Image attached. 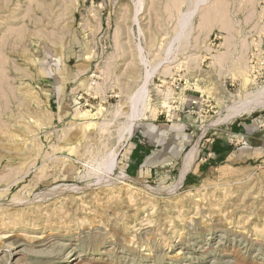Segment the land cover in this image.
<instances>
[{"label": "rangeland", "instance_id": "1", "mask_svg": "<svg viewBox=\"0 0 264 264\" xmlns=\"http://www.w3.org/2000/svg\"><path fill=\"white\" fill-rule=\"evenodd\" d=\"M263 85L264 0H0V264H264Z\"/></svg>", "mask_w": 264, "mask_h": 264}, {"label": "crops", "instance_id": "2", "mask_svg": "<svg viewBox=\"0 0 264 264\" xmlns=\"http://www.w3.org/2000/svg\"><path fill=\"white\" fill-rule=\"evenodd\" d=\"M159 125L160 127H158ZM150 128L151 129H147L145 133H140L139 131V134H135V136L139 137V135L141 134L142 136L145 137V142L149 144L150 146H154V147H166L170 144V139H169L170 138V124L166 125V127H162V124L160 123L151 124ZM166 136H169V137L165 138ZM135 139H138V138H134V141H136ZM131 146L132 147H145L143 143H136V144H132ZM131 146H128V147H131Z\"/></svg>", "mask_w": 264, "mask_h": 264}, {"label": "bare ground", "instance_id": "3", "mask_svg": "<svg viewBox=\"0 0 264 264\" xmlns=\"http://www.w3.org/2000/svg\"><path fill=\"white\" fill-rule=\"evenodd\" d=\"M263 87H264V85H263ZM260 91V90H259ZM136 96H138L137 94L134 96V99L132 100V107H133V109H132V112H131V118H130V123H128L129 125L128 126H130V124H131V122L133 121V119H134V117H136L138 114V112L136 111V108H135V103H136V100H138V98L137 99H135L136 98ZM133 98V97H132ZM253 98V97H252ZM245 102V101H244ZM263 106L264 105V90L263 91H261V93L260 94H256V96H254V98L252 99V100H250V101H247L246 103H244V104H242L240 107H239V110H240V114H241V111L243 112V111H249V110H251V109H253V108H255V107H257V106ZM234 109V108H233ZM232 109V111L234 112V110H236L237 108L235 107V109L233 110ZM238 110V109H237ZM237 110L235 111L237 114H239V110H238V112H237ZM88 110H86L85 112H87ZM231 111V112H232ZM84 112V113H85ZM137 112V113H136ZM232 112V113H233ZM234 112V113H235ZM234 115V114H233ZM129 128V127H128ZM125 129H126V127H125ZM109 159V158H108ZM108 159L106 158V160L108 161ZM111 159V158H110ZM110 159H109V161H110ZM105 160V161H106ZM106 161V162H107ZM110 163V162H109ZM109 163H106V164H109ZM105 164V165H106ZM104 166V165H103ZM108 166V165H107ZM113 166V165H112ZM111 166V167H112ZM110 167V166H109ZM108 167V168H109ZM101 168H104V167H101ZM100 168V169H101ZM99 170V169H98ZM184 170V169H183ZM108 171V170H107ZM74 257V256H73Z\"/></svg>", "mask_w": 264, "mask_h": 264}, {"label": "built area", "instance_id": "4", "mask_svg": "<svg viewBox=\"0 0 264 264\" xmlns=\"http://www.w3.org/2000/svg\"><path fill=\"white\" fill-rule=\"evenodd\" d=\"M115 97H117V95H115Z\"/></svg>", "mask_w": 264, "mask_h": 264}]
</instances>
